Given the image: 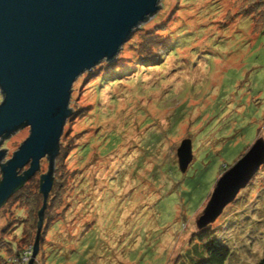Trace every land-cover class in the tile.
<instances>
[{"label": "rangeland", "instance_id": "obj_1", "mask_svg": "<svg viewBox=\"0 0 264 264\" xmlns=\"http://www.w3.org/2000/svg\"><path fill=\"white\" fill-rule=\"evenodd\" d=\"M259 1L263 6V0H161L109 63L137 61L136 42L158 24L166 36L180 29L166 56L155 51L161 59L144 64L141 79L133 72L106 84L85 73L77 79L53 160V208L46 213L52 223L33 264L200 260L194 234L218 179L264 141V7L251 16L240 12ZM28 135L23 127L2 140V164ZM182 141L192 149L184 170L176 153ZM48 164L41 159L32 179L0 208V264L31 259L42 206L41 197L33 211L32 198ZM263 166L211 224L231 249L225 264H255L264 256Z\"/></svg>", "mask_w": 264, "mask_h": 264}, {"label": "water", "instance_id": "obj_2", "mask_svg": "<svg viewBox=\"0 0 264 264\" xmlns=\"http://www.w3.org/2000/svg\"><path fill=\"white\" fill-rule=\"evenodd\" d=\"M161 0H0V143L23 127L29 135L10 160L0 151V207L49 161L39 179L42 206L32 256L38 252L43 213L53 186L73 84L102 62H112L133 32L160 8ZM178 165L192 159L188 141L177 149ZM28 165V169L20 173ZM264 165L258 139L217 181L198 228L213 224Z\"/></svg>", "mask_w": 264, "mask_h": 264}, {"label": "trees", "instance_id": "obj_3", "mask_svg": "<svg viewBox=\"0 0 264 264\" xmlns=\"http://www.w3.org/2000/svg\"><path fill=\"white\" fill-rule=\"evenodd\" d=\"M263 3H264V0H263ZM261 5H262L261 1L246 4V6H244L240 9V12L242 14L240 12L239 13L241 15H245V16L250 15L251 16V14L254 11L253 10L254 8L259 9L260 7H264V4H263V6H261ZM155 27L156 28H153V31L148 30V32H144L142 34V36L139 37L140 40L136 42L137 47L135 50H136V54H137L136 55L137 61L136 60L130 61L128 64L125 63L122 66H118V61H116L114 63L103 62L99 66L95 67L92 71L87 72L84 75L86 77H89L91 75H96V78L100 82V84H106L107 82H110V80H112V79H115V81H116L120 77L127 76L128 72H133L132 74L139 73L138 74L139 78H137V79H141V75L144 73V69H142L144 67V64L150 63L152 65V64L159 62L161 57H158L156 54L157 52H155V51H159V50L163 51L164 50L165 53H164V55H161V56H166L169 53L168 51H170L174 45L173 41L178 36V35H176L177 31L180 30L179 29V30L175 31L174 33H172V32L168 33L169 35L167 34V36H168L167 37L166 36L167 30H165L166 27L164 25L158 24ZM241 156H239V158ZM263 169H264V166H263ZM225 171H227V170H225ZM30 179H32V178H30ZM29 180H27L26 182H28ZM24 184L16 189V191L14 192V194L16 193L15 196L17 195V192L19 190H21V188L24 186ZM53 187L54 186H52V189L49 193V196H48V199L46 202V207H45L46 210H45V217H44L45 219H44L43 225L41 227L40 235H39V239H38L39 244H40V246H39L40 249H41L42 244H43L42 242L44 241V234L46 232V229L52 223V222H50V220H48V218H46V213H49L53 208L52 201H53L54 191H55V188H53ZM36 189H37V192H35L36 196H34L32 198V205H31V208L33 209V211H34V208L37 207L38 202H39L40 198L42 197V195L39 192V186L36 187ZM25 190L26 189H24V191ZM24 193L27 194V192H24ZM56 195H57V192H56ZM256 196H259V198H262V197H260L259 193ZM259 201H262V200H259ZM35 214H36V211H35ZM34 218H35V216H34ZM34 221L38 225V211H37V220H34ZM53 221H55V220H53ZM262 226L264 227V225H262ZM259 230H261V229H259ZM263 233H264V228L260 231V234H263ZM219 235L221 236V233L218 232V235H217L216 229L212 225H208L206 227L200 228L194 234V237H196L198 239V241L202 243V253H203V254H201L200 260H198V261L196 260L197 262L195 264H225L227 262L229 256L231 255V249L225 243L224 237L222 238ZM29 238H30V234L25 233L23 238L21 237V241L26 243V242H28ZM22 253H23V249L21 248V249L17 250L16 255L19 256ZM24 255H25V253H24ZM263 255H264V252H263ZM246 264H248V263H246ZM255 264H264V256L262 257L261 260L257 261Z\"/></svg>", "mask_w": 264, "mask_h": 264}, {"label": "built area", "instance_id": "obj_4", "mask_svg": "<svg viewBox=\"0 0 264 264\" xmlns=\"http://www.w3.org/2000/svg\"><path fill=\"white\" fill-rule=\"evenodd\" d=\"M29 253H30V252H29ZM24 259H25V260H27V259H28L27 255H24Z\"/></svg>", "mask_w": 264, "mask_h": 264}, {"label": "flooded vegetation", "instance_id": "obj_5", "mask_svg": "<svg viewBox=\"0 0 264 264\" xmlns=\"http://www.w3.org/2000/svg\"><path fill=\"white\" fill-rule=\"evenodd\" d=\"M8 201H9V200H8ZM8 201H7V202H8ZM7 202H5L1 207H3ZM1 207H0V208H1Z\"/></svg>", "mask_w": 264, "mask_h": 264}]
</instances>
